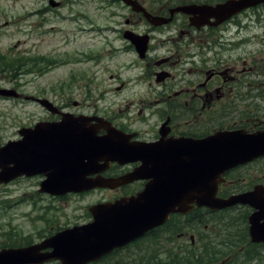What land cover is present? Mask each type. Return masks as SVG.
I'll return each mask as SVG.
<instances>
[{
    "label": "flooded vegetation",
    "instance_id": "1",
    "mask_svg": "<svg viewBox=\"0 0 264 264\" xmlns=\"http://www.w3.org/2000/svg\"><path fill=\"white\" fill-rule=\"evenodd\" d=\"M105 1L118 4L123 10H129L124 24L126 28L117 31L122 37L127 30L149 36L150 43L144 58H140L138 53L136 58L144 64L145 71H150L149 77H152V68H156L154 75L159 85L169 81L159 92V99L167 104L168 108L158 133L151 140L134 139L137 133L130 134L127 128L116 124L113 119H107L110 122V129L124 133L122 146L133 151L127 157L132 161L124 165L113 162L107 168L103 162H99L97 172L91 177L101 175L108 179H116L136 169H144L145 178L119 187L96 188L85 192L105 191L110 196L89 206L86 213L77 221H69L62 228L60 223L56 225L53 223L54 225H51L54 227L49 230L47 228L41 233L37 231L35 235L26 234L20 238L15 230H10L3 239L0 228V252L42 245L67 229L92 223L94 215L90 208L95 205H114L120 200L139 197L147 190V185L154 180L157 173L166 167L161 163L197 160L200 158L198 153H207L208 149L199 143L200 140L222 133L220 147H223L224 143L230 146L238 145L240 148L235 150L231 148L232 146L228 147L235 152L233 157L239 160L236 152H245L241 157L248 158L252 151V145L248 141L261 133L264 134V120L254 116L252 120L248 119L245 122L234 121L232 124L222 125L216 123L208 125L204 131L192 130L196 118L207 125L213 120L214 115L223 109L228 110V105L224 108L221 105L228 104V101L232 104L237 101L240 103L242 85L250 84L254 90L262 86L257 81L250 80L253 77L264 78V59L258 60V57L253 56L249 66L244 63V67L238 70L236 59H225L223 51H228L227 54L230 55L239 53L240 49L245 48L244 45L256 38L258 30L264 33V2L228 15L226 12L217 13L216 9L235 0H132L154 17L171 18L166 25L152 26L144 13L134 11L121 0ZM142 23L147 26L145 30L138 31L134 28V25L140 26ZM250 32L254 34L253 37L248 35ZM157 34L163 37L162 44L153 46ZM235 37L242 39L237 41ZM126 44L132 52L136 50L133 45ZM164 48L167 54L160 56L158 50ZM173 67H178L177 74L168 70ZM181 82L184 83L174 88V83ZM258 97L264 103V90ZM58 110L57 113H51L53 118H49L47 123H60L63 119L75 120V115H84L72 114L60 108ZM78 124L85 125L80 122ZM37 125L34 124L27 129H35ZM88 126L94 125L89 123ZM19 133L16 140L20 139ZM96 134L109 135L108 126L107 129L99 128ZM127 164L130 165L126 166ZM258 166L264 167V154L247 159L218 177V199L230 203L234 197L251 193L252 196L247 197L245 203L237 202L218 209L197 206L192 201L176 206L178 212H171L167 219L145 230L142 236L132 239L123 246L115 247L99 259L86 264H179L178 257L186 258V264H264V170L258 169ZM102 168L104 170L100 171ZM20 178L37 179L35 190L37 189L40 194L49 195L41 191V184L46 179L44 174L21 176L14 181ZM70 195L74 194L67 196ZM160 197L161 195L157 193L156 198L145 196L143 203L149 201L152 204L154 199L158 200ZM177 200L181 203L183 199L176 198L175 202ZM187 200H191V197ZM151 204L146 203L145 206ZM215 214H227L230 218L233 214L237 216L219 220L215 219ZM107 215L113 217L114 212L109 211ZM146 243H151L153 250ZM52 251L53 248L48 243L43 247L39 246L35 253L48 254ZM206 257L211 259L204 262ZM32 260L35 261L32 264H67L60 259L41 262L42 258L33 257ZM71 263L76 264L72 261Z\"/></svg>",
    "mask_w": 264,
    "mask_h": 264
},
{
    "label": "rangeland",
    "instance_id": "2",
    "mask_svg": "<svg viewBox=\"0 0 264 264\" xmlns=\"http://www.w3.org/2000/svg\"><path fill=\"white\" fill-rule=\"evenodd\" d=\"M51 1L57 5H51ZM128 14V9L105 0H0V55L6 60L29 58L15 73L18 65L13 72H3L5 68L0 63V88L22 95L0 97V146L17 139L20 130L53 118L48 109L25 99L31 96L46 98L72 114L113 119L130 134L137 133L134 139L151 140L158 133L168 108L159 99V92L169 81L159 85L154 75L156 68H152L149 77L150 71H145L136 53L117 33L126 28ZM134 28L143 31L147 26L142 23ZM162 38L157 34L153 46L162 44ZM249 44L233 55L223 51L224 58L236 59L238 70L244 63L249 66L253 56L264 59V33L258 30ZM158 53L167 54L165 48ZM168 70L177 74L178 67ZM253 80L262 86L254 90L250 84L242 85L240 103L228 101L221 105L222 108L228 105V110H221L207 125L196 118L192 130L204 131L216 123L245 122L253 116L263 121L264 103L258 94H263L264 78L253 77L250 81ZM37 182L20 178L0 185L1 239L10 230H15L20 238L49 230L53 223H60L62 228L69 221H77L89 206L110 196L97 190L59 198L37 192ZM215 216L222 220L237 215ZM146 245L153 250L151 243ZM177 259L179 264L187 263L186 258ZM210 259L206 257L204 262Z\"/></svg>",
    "mask_w": 264,
    "mask_h": 264
},
{
    "label": "water",
    "instance_id": "3",
    "mask_svg": "<svg viewBox=\"0 0 264 264\" xmlns=\"http://www.w3.org/2000/svg\"><path fill=\"white\" fill-rule=\"evenodd\" d=\"M123 1L132 5L134 10L141 11L135 6V2ZM261 2L264 0L234 1L225 6L230 7L226 13L230 15ZM51 5L57 4L51 1ZM145 16L153 25H162L170 21V19L152 17L147 13ZM125 37L144 57L148 37L142 38L130 32L125 33ZM0 96L20 97L21 95L14 90L0 88ZM25 99L35 100L48 110L53 111L55 108L47 99L34 97H25ZM81 119L85 122L84 126L79 125L77 120L64 119L60 122V127L56 123L54 125L40 124L34 130L24 129L20 133L21 140L10 141L4 147H0V183H8L23 175L32 176L44 173L47 179L42 185L43 189L51 194H64L67 192L80 193L97 187L114 188L145 178L144 169H138L118 179L88 178L90 174L97 172L96 167L99 162H103L105 168L111 161L124 164L133 151L123 147L121 133L112 131L109 127L108 136H96L99 128L104 127L102 125L106 123L103 119L97 117ZM91 121H98L101 125L88 126ZM207 140L201 144L205 142L203 146L208 148V152L198 153L199 159L161 163L166 167L162 168L154 180L147 185L149 191L144 192L139 198H132L125 205L123 203L126 201L123 200L114 205H99L91 208L95 222L85 227L65 231L48 240L47 242L54 250L53 253L45 255L41 262L55 258L66 261L67 264H72L71 261L77 262L76 264H85L90 260H95L132 237L142 235V231L136 230L142 222L149 220V223H152L153 220L165 219L170 211H175V207L182 204L180 200L175 202L176 198L189 203L196 199L198 205L211 208L227 205L229 202L221 203L216 198L219 175L239 162L243 163L251 157L264 154V134L261 133L258 137L248 141L252 145L248 158L241 157L245 152H236L239 157L237 162L233 160L235 152L229 150V147L232 146L231 148L235 150L240 148L238 145L229 146L224 143L223 147H220L219 137L216 136ZM156 193L161 195L158 198L159 201L154 199L151 205L145 206L146 203L151 202L143 203L142 196L148 195L156 198ZM189 197L191 200L188 201ZM239 199L240 197H237V201ZM241 201L244 202L245 199ZM254 206L259 207L256 204ZM111 210L117 212L113 217L106 215ZM37 250V247H30L0 252V264H32L35 262L32 259L36 257L35 251Z\"/></svg>",
    "mask_w": 264,
    "mask_h": 264
},
{
    "label": "trees",
    "instance_id": "4",
    "mask_svg": "<svg viewBox=\"0 0 264 264\" xmlns=\"http://www.w3.org/2000/svg\"><path fill=\"white\" fill-rule=\"evenodd\" d=\"M29 58H7V60L5 59V57H3L2 55H0V63L2 64V66H4V71L3 72H13V70L15 69L14 67L16 65H18L17 69L14 71V73L20 68V66L25 65V62L28 61Z\"/></svg>",
    "mask_w": 264,
    "mask_h": 264
}]
</instances>
